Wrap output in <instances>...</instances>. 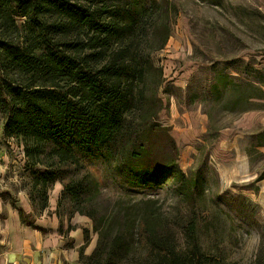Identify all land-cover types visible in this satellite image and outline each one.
<instances>
[{
	"label": "trees",
	"instance_id": "16d2710c",
	"mask_svg": "<svg viewBox=\"0 0 264 264\" xmlns=\"http://www.w3.org/2000/svg\"><path fill=\"white\" fill-rule=\"evenodd\" d=\"M175 10L168 0H0L4 133L20 138L32 166H44L32 170L37 194L62 183L57 215L68 201L69 217L92 221L95 247L84 254V229L80 264H225L201 247L204 189L179 167L157 120L162 71L144 51L163 48ZM166 181L184 213L170 217L146 196ZM108 182L120 191L101 207Z\"/></svg>",
	"mask_w": 264,
	"mask_h": 264
},
{
	"label": "rangeland",
	"instance_id": "374dc122",
	"mask_svg": "<svg viewBox=\"0 0 264 264\" xmlns=\"http://www.w3.org/2000/svg\"><path fill=\"white\" fill-rule=\"evenodd\" d=\"M168 1L176 9L170 37L162 49L144 53L162 71L157 120L177 146L179 167L204 189L207 228L198 232L199 242L214 262H263L264 0ZM23 21L16 20L18 27ZM7 36L14 39L15 32ZM0 70L2 79L1 60ZM3 126L0 113V264H80L76 246L84 243V229V254L95 247L92 221L78 213L69 217L68 201L57 215L59 180L45 198L37 194L32 170L45 168L32 166L20 138L7 136ZM119 191L105 184L101 207ZM152 195L170 217L185 212L168 181L146 193ZM20 215L33 224H23Z\"/></svg>",
	"mask_w": 264,
	"mask_h": 264
},
{
	"label": "crops",
	"instance_id": "0c3cea01",
	"mask_svg": "<svg viewBox=\"0 0 264 264\" xmlns=\"http://www.w3.org/2000/svg\"><path fill=\"white\" fill-rule=\"evenodd\" d=\"M231 162V161H230ZM70 224H71V221H70ZM78 242H81V241H79L78 240ZM82 243V242H81ZM83 244V243H82ZM82 244H78L76 247H78V246H81Z\"/></svg>",
	"mask_w": 264,
	"mask_h": 264
}]
</instances>
